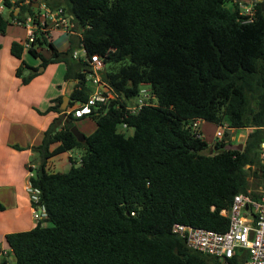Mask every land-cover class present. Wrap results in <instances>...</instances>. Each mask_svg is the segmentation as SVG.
Instances as JSON below:
<instances>
[{
  "label": "trees",
  "instance_id": "16d2710c",
  "mask_svg": "<svg viewBox=\"0 0 264 264\" xmlns=\"http://www.w3.org/2000/svg\"><path fill=\"white\" fill-rule=\"evenodd\" d=\"M229 2L50 0L53 9L75 16L88 55L104 60L102 77L121 100L91 116L97 129L85 142L71 131L79 118L60 110L63 96L40 112L59 114L33 147L41 161L29 178L47 216L32 230L6 235L13 264L216 263L192 250L173 227L224 233L230 223L222 212L234 197L253 189L252 181L262 178L255 189L264 186V12L257 3L255 20L244 22L247 17ZM16 6L20 11L11 18L34 10L23 1ZM11 25L0 15V34ZM45 47L50 58L40 52ZM78 47L71 38L61 52L44 39L29 51L43 67L66 65L65 81L77 82L69 108L86 103L92 93L88 64L73 58ZM11 53L22 61L17 77L29 84L39 73L23 60V43L13 42ZM141 84L151 86L156 106L130 114L126 106ZM197 121L229 129L209 144L194 127ZM121 124L134 135L119 133ZM247 128L246 142L233 146L231 133ZM77 148L84 150L79 166L47 171L48 160ZM5 210L0 202V212ZM246 258L237 255L234 264ZM9 263L5 258L0 264Z\"/></svg>",
  "mask_w": 264,
  "mask_h": 264
},
{
  "label": "built area",
  "instance_id": "2783aa9c",
  "mask_svg": "<svg viewBox=\"0 0 264 264\" xmlns=\"http://www.w3.org/2000/svg\"><path fill=\"white\" fill-rule=\"evenodd\" d=\"M7 1L12 4L9 7L11 12L20 11V8L16 6L17 2L23 1V5L38 4L37 8L32 7L34 10L31 13L10 19L12 25L26 32V39L23 42L24 51L29 52L39 43V40L51 41L56 34L66 36L68 39L76 38L79 41V47L75 49L73 58L88 64L89 72L86 74V83L92 88V93L86 103L68 108L63 112L64 114L73 113L74 117L79 119L86 116L91 117L97 115L103 106H108L112 101L121 100L115 89L102 77L105 69L104 60L98 55H88L84 46L83 34L71 12L63 7L53 9L50 6V0H0V15L8 8ZM263 1L251 0L249 4L247 0H230L229 3L232 7L236 5L239 7L240 16L247 17L244 22H253L256 18V4ZM145 106H156V98L152 89L151 95L147 94L145 99L140 100L138 104L133 99L126 109L130 114H137ZM199 124L200 121H197L194 127L198 128ZM118 127L123 128L124 132L130 129L126 124ZM227 129H229L227 125L217 126L215 138L221 141ZM260 158L264 165V140L261 143ZM260 188L256 196L252 195L251 190L248 193L236 195L230 208L222 212L230 223L226 232L218 233L176 224L173 227V233L185 239L192 250L213 257L215 264H234L236 256H243L244 253L247 258L243 264H264V186ZM27 192L34 210V218L41 222L47 215L45 206L41 203L40 192L31 185L28 186ZM252 233L253 237H251Z\"/></svg>",
  "mask_w": 264,
  "mask_h": 264
},
{
  "label": "crops",
  "instance_id": "0c3cea01",
  "mask_svg": "<svg viewBox=\"0 0 264 264\" xmlns=\"http://www.w3.org/2000/svg\"><path fill=\"white\" fill-rule=\"evenodd\" d=\"M5 11L2 15L10 20L11 10L9 16L5 15ZM57 38L65 41L63 44L66 49L59 47L60 41ZM25 39V30L15 25L9 26L6 35L0 34L2 46L0 49V202L6 207L4 212H0V263L5 258L9 261L13 258L6 243V235L32 230L39 223L34 218L27 192L30 185L29 178L36 174L40 163L38 159L41 158L33 147L42 142L45 131L59 116L56 113L43 115L40 112H45L54 99L66 94V89L63 87L60 88L61 92H53L51 89L55 74L60 69L59 64L49 65L44 70L49 71L48 75H39L27 85L17 77L16 72L22 61L12 55L11 46L13 42L23 43ZM51 41L61 52L70 47V39L63 35H54ZM42 52L44 53V50ZM204 123L209 122L200 121L199 129L203 133V138L212 144L204 136ZM131 130L133 133L130 136H133V128L126 132ZM57 146L58 144L52 145L51 150ZM72 153L73 151L66 152L48 160L47 171L60 172L63 164L59 165V163H63L66 159L73 163ZM58 157L61 158L57 160ZM35 161L36 165H34Z\"/></svg>",
  "mask_w": 264,
  "mask_h": 264
},
{
  "label": "rangeland",
  "instance_id": "374dc122",
  "mask_svg": "<svg viewBox=\"0 0 264 264\" xmlns=\"http://www.w3.org/2000/svg\"><path fill=\"white\" fill-rule=\"evenodd\" d=\"M230 5H231L230 3H227V6L232 9V6H230ZM9 13H10V9L6 8L5 15L9 16ZM56 35L58 36L60 34H56ZM57 40L60 41L58 43L59 47L63 48V49L64 48L66 49V46H64V44H63V42H65V41L64 40H60L59 38H57ZM25 52L26 53H24L23 59L33 69H37L38 70L39 74L36 77H38L39 75L41 76V75H44V74H47V75L49 74V71H46V72L44 71L48 66L47 67L41 66V64H40V62H42L41 59H37V58L33 57L32 55L27 53V51H25ZM43 54H44V56H47L49 58L51 57V52L49 51V49H44V53ZM58 64L60 66V69L57 72V74H55L56 76H55V78L53 80V87L51 88L53 92H61L62 91L60 89L61 87H63L64 89L67 90V87H68V84H69L68 82L65 81L66 65L64 63H58ZM42 68H43V70H42ZM151 89L152 88H151V86L149 84H141L139 86V94L134 98L135 103L138 104L140 102V100H144L147 94L151 95ZM147 92H149V93H147ZM258 99L252 105L251 112L249 114V118L252 117L253 112H254V110L257 107ZM75 127H77L83 134H85L88 137V136H91L96 131L97 124H96V121L94 119H92L90 116H86L84 118L77 119L75 121ZM89 127H90V129H89ZM204 128H205V133H204L205 138L210 143H212V144L215 143L217 141V138H215V133L217 131V126L215 124H213V123H204ZM250 131H251V129L247 128V129H241L239 131L232 132L231 133V137L229 139L230 143L233 146H236L238 144H241V145L244 144L246 142V139H247L248 134H249ZM118 132L124 134L126 137H129L131 135V133H133L132 130L130 132H128V133L124 132L123 128H121V127H118ZM72 151H73L72 154H73V157H74V161H73L74 163H71L70 160H68V159H66L63 163L60 162L59 165L63 164V166H62L63 169L60 170V172H63V173L69 172L73 164L75 166H79L80 165L81 158H82V156L84 154V150L77 148V149H74ZM60 158L58 157L57 160H59ZM263 180H264V178H263ZM260 181H262V178L258 179V180H255V181H252V182H255L253 184V186H254L253 189H251L252 192L257 194L260 191V189H261L260 187L258 189H255L256 185H258L260 183ZM31 205H32V203H31ZM46 224H48V223L46 222ZM13 263H14V258H11L9 264H13Z\"/></svg>",
  "mask_w": 264,
  "mask_h": 264
},
{
  "label": "water",
  "instance_id": "95a60500",
  "mask_svg": "<svg viewBox=\"0 0 264 264\" xmlns=\"http://www.w3.org/2000/svg\"><path fill=\"white\" fill-rule=\"evenodd\" d=\"M257 1H260V0H255V2H257ZM247 2L250 4L251 0H247ZM31 6L33 8H37L38 4L37 3H31ZM262 10L264 12V1L262 2ZM42 70H43V68H42ZM76 84H77L76 81L69 82L67 90H66V94L63 96V103L60 107L61 111L65 112L69 108L70 96L74 92V90L76 89ZM71 131L75 135V137L78 139L79 142H85L87 136L85 134H83L77 127L74 126L71 129ZM38 161L40 162L41 158H39ZM36 164H37V162L35 161L34 165H36ZM251 237H253V233L251 234Z\"/></svg>",
  "mask_w": 264,
  "mask_h": 264
}]
</instances>
